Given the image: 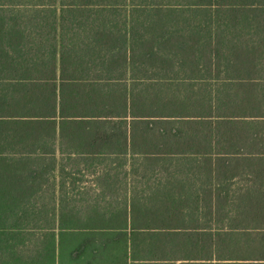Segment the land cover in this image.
<instances>
[{
	"label": "trees",
	"instance_id": "1",
	"mask_svg": "<svg viewBox=\"0 0 264 264\" xmlns=\"http://www.w3.org/2000/svg\"><path fill=\"white\" fill-rule=\"evenodd\" d=\"M56 177L143 264L264 261V0H0V264Z\"/></svg>",
	"mask_w": 264,
	"mask_h": 264
},
{
	"label": "crops",
	"instance_id": "2",
	"mask_svg": "<svg viewBox=\"0 0 264 264\" xmlns=\"http://www.w3.org/2000/svg\"><path fill=\"white\" fill-rule=\"evenodd\" d=\"M36 184L34 189L38 188L39 193L30 199L34 209L28 217V229L21 232L23 237L20 234L15 239V259L22 261L23 258L27 264H138L135 260L139 256V264H143L148 245L155 242V238L149 240V237L157 232L133 231L131 221L127 219L125 222L122 216H99L94 213L74 215L62 207L60 211L59 179L56 177L54 183L48 182L41 186ZM77 185L88 187L86 183ZM94 186L92 184V188ZM74 200V205H85ZM251 234L248 237L254 240L264 237L259 235L263 233ZM243 246L241 242L240 251H243ZM262 251L264 242L258 244L254 241L252 253L256 255ZM157 264L180 262L163 261ZM207 264L215 263L212 261ZM260 264H264V261H260Z\"/></svg>",
	"mask_w": 264,
	"mask_h": 264
}]
</instances>
